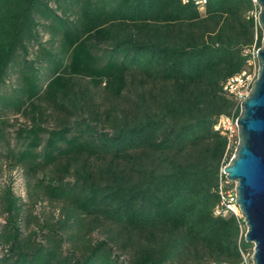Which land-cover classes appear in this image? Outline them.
Segmentation results:
<instances>
[{
	"label": "trees",
	"instance_id": "16d2710c",
	"mask_svg": "<svg viewBox=\"0 0 264 264\" xmlns=\"http://www.w3.org/2000/svg\"><path fill=\"white\" fill-rule=\"evenodd\" d=\"M258 12L255 0H209L204 12L181 0H0V88L22 58L20 84L0 91V118L31 112L16 160L50 169L33 188L64 203L41 225L44 240L36 229L23 237L9 185L0 264H245L254 245L243 218L214 214L238 133L230 143L215 125L241 112L222 84L262 45ZM42 32L50 46L30 59ZM41 100L74 121L46 128Z\"/></svg>",
	"mask_w": 264,
	"mask_h": 264
},
{
	"label": "rangeland",
	"instance_id": "374dc122",
	"mask_svg": "<svg viewBox=\"0 0 264 264\" xmlns=\"http://www.w3.org/2000/svg\"><path fill=\"white\" fill-rule=\"evenodd\" d=\"M49 47V35L42 32V42L31 47L29 54L30 59H35L40 54V46ZM57 45V44H56ZM37 66L42 71V87L45 88L47 81L49 80L47 63L43 60H37ZM22 66V58L19 56L17 63L10 70V75L7 82L2 85L0 91L2 93H11L14 87L20 84V70ZM76 86L81 87L88 84V79L83 77H76ZM94 99L97 103L102 105L105 109L107 104L104 100L103 88L93 89ZM41 102L44 108V122L43 125L46 128H56L65 122L74 121L75 117L71 118V114H67L65 111L50 105L44 100ZM31 112H17L8 111L0 118V233L7 226V213L5 211V204L3 201V195L5 189L10 185L14 194L21 198L23 203V212L20 219V226L22 230V236L27 237L32 230L39 231L38 239L44 240L45 232L41 231V225L46 220H56L63 207V202L51 199L43 189L34 190L35 183L38 182L45 174H50V169H40L35 173L28 171V166L22 163H18L16 155L18 151L24 148V142L17 135L18 131L22 127H30L32 125ZM86 115L88 113H85ZM68 180H72L73 177H67ZM246 229V225H245ZM105 237L103 228L98 229L93 233L94 240L102 239ZM5 245L0 246V255L6 251ZM69 244H65V248L68 249ZM120 253L119 249H116ZM254 250V249H253ZM253 250L250 252V259L252 260ZM125 256V255H124ZM122 256V258L124 257Z\"/></svg>",
	"mask_w": 264,
	"mask_h": 264
},
{
	"label": "water",
	"instance_id": "95a60500",
	"mask_svg": "<svg viewBox=\"0 0 264 264\" xmlns=\"http://www.w3.org/2000/svg\"><path fill=\"white\" fill-rule=\"evenodd\" d=\"M256 2L263 31L259 73L241 103L238 144L224 171L236 183L237 203L246 225L245 240L254 245L252 262L264 264V0Z\"/></svg>",
	"mask_w": 264,
	"mask_h": 264
},
{
	"label": "built area",
	"instance_id": "2783aa9c",
	"mask_svg": "<svg viewBox=\"0 0 264 264\" xmlns=\"http://www.w3.org/2000/svg\"><path fill=\"white\" fill-rule=\"evenodd\" d=\"M182 3L194 4L200 11L204 12L209 0H181ZM256 2V0H255ZM257 3V2H256ZM258 47L253 45L245 50L249 54L248 65L249 68L228 77L222 84L223 92L230 98H232L237 105L241 106L242 101L249 94L254 81L259 73V61H258ZM238 117H235L234 112L229 115H221L215 125V128L221 130L226 134L230 143L233 142L235 133H238ZM218 192L221 196V201L215 206L214 214L226 216L229 213H233L238 217H242L240 207L237 203V190L236 183L227 177L224 171V167L221 169ZM243 218V217H242ZM245 264H253L252 260H249V253H243Z\"/></svg>",
	"mask_w": 264,
	"mask_h": 264
}]
</instances>
